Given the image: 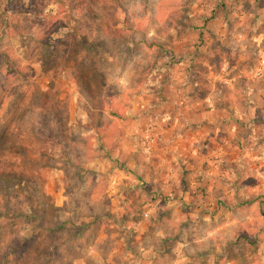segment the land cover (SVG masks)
Segmentation results:
<instances>
[{"label":"rangeland","instance_id":"374dc122","mask_svg":"<svg viewBox=\"0 0 264 264\" xmlns=\"http://www.w3.org/2000/svg\"><path fill=\"white\" fill-rule=\"evenodd\" d=\"M263 59L264 0H0V264H264Z\"/></svg>","mask_w":264,"mask_h":264},{"label":"crops","instance_id":"0c3cea01","mask_svg":"<svg viewBox=\"0 0 264 264\" xmlns=\"http://www.w3.org/2000/svg\"><path fill=\"white\" fill-rule=\"evenodd\" d=\"M184 83V82H183ZM182 83V85L183 86H181L180 87V91H182V90H185L186 92L183 94H181V99H180V102H181V104L183 103V105L185 106V108H188L189 106H193V107H195V106H197L199 103H201L202 101H201V99L200 98H195V92H196V87H197V84L196 83H194L195 85H191L190 83H185V84H183ZM181 85V84H180ZM187 86H192L194 89H193V91H192V95H193V98H191L190 97V94H189V88L187 87ZM206 99L208 100V101H212L211 100V98L210 97H206ZM184 108V107H183ZM184 108V109H185ZM217 108V107H216ZM197 112H196V114H197V117H202L201 116V113H199V111H198V109L196 110ZM218 111V112H217ZM217 111H214V108L211 110V112H210V117L213 115L214 116V113L216 112V114H220V115H223V116H220V117H222L221 118V120L223 119V117L224 116H226L227 117V113L225 112V111H219V110H217ZM214 124L212 125V134H218L219 133V131L221 130V129H219V126L215 123V122H213ZM239 126H241L240 125V123H238V122H235V125L234 124H231L230 125V127L229 128H227V130L226 131H229L231 134H234V130L237 132V133H239L238 132V129H239ZM251 129H249L250 131L248 132V134L247 135H250L251 134V132L253 133L254 132V129L252 128V127H250ZM225 132V131H224ZM255 133H257V132H255ZM222 135H223V133H221ZM225 134H226V132H225ZM252 135V134H251ZM256 135H259L258 133L256 134ZM264 136V135H263ZM260 137V136H259ZM243 141L244 140H242L241 142H237V144H236V146L235 145H229V141H226V140H224V142H222V144L224 145V146H226V148L228 147V146H230V150H226L227 152L228 151H233V150H236V149H241L240 147H242V150H244V152H248L249 150H250V147L251 146H247V145H245V144H243ZM260 143H262L261 144V146H260V144L259 145H257V146H260L261 147V149H263V151H264V142L263 141H261ZM256 146V147H257ZM260 150V149H259ZM245 155H248V153H246ZM253 155H255V154H253ZM259 157H263V160H264V154H257ZM153 160H155L154 161V163L152 164V165H154L155 163H158V161L159 160H157L156 158H153ZM258 160V159H257ZM260 161H258V162H262V159L260 158L259 159ZM232 161V160H231ZM247 162V160H244V159H235V161H232L230 164H233V165H238L239 167H245V165H244V163H246ZM240 175H241V177H243V173H239L237 176L238 177H240Z\"/></svg>","mask_w":264,"mask_h":264},{"label":"built area","instance_id":"2783aa9c","mask_svg":"<svg viewBox=\"0 0 264 264\" xmlns=\"http://www.w3.org/2000/svg\"><path fill=\"white\" fill-rule=\"evenodd\" d=\"M261 63H262V65L264 66V59L262 60V62H261Z\"/></svg>","mask_w":264,"mask_h":264},{"label":"trees","instance_id":"16d2710c","mask_svg":"<svg viewBox=\"0 0 264 264\" xmlns=\"http://www.w3.org/2000/svg\"><path fill=\"white\" fill-rule=\"evenodd\" d=\"M78 1H81L82 2V0H78Z\"/></svg>","mask_w":264,"mask_h":264}]
</instances>
